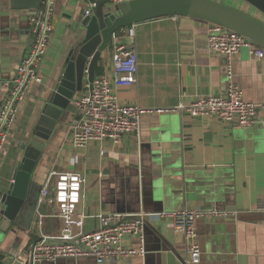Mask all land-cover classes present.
I'll list each match as a JSON object with an SVG mask.
<instances>
[{
    "label": "crops",
    "instance_id": "crops-1",
    "mask_svg": "<svg viewBox=\"0 0 264 264\" xmlns=\"http://www.w3.org/2000/svg\"><path fill=\"white\" fill-rule=\"evenodd\" d=\"M216 1L264 19L244 0ZM45 6L54 30L41 66L42 82L32 85L11 128L0 163V199L13 181L22 144L46 94L57 83L67 57L81 39L89 4L87 0H48L41 8ZM31 19V11L16 8L13 0H0V105L7 92L1 81L14 77L33 43ZM209 22L174 15L135 24L138 80L116 88L120 101L156 110L187 104L198 96L225 93L230 85L227 58L209 51ZM112 64L110 45L96 77L109 74ZM233 72V82L243 89L245 100L261 105L255 125L192 117L181 111L146 113L138 134H126L118 144L91 141L77 149L71 144V124L78 113L66 111L34 181L42 187L52 186V172H80L85 181L78 212L86 216L87 231L99 228L102 213L137 217L141 212L211 206L229 211L226 217L198 221L201 257L191 264H264V58L251 56L244 47L234 59ZM88 90L87 82L75 97ZM1 219L0 215V223ZM62 226L55 207L48 203L38 206L32 231L42 237H56ZM144 236L145 256L106 264H186V241L170 221H149ZM32 241L29 230L15 226L5 238L4 249L22 253ZM123 242L140 246L137 236H126ZM42 264L98 263L93 258H62Z\"/></svg>",
    "mask_w": 264,
    "mask_h": 264
},
{
    "label": "built area",
    "instance_id": "built-area-1",
    "mask_svg": "<svg viewBox=\"0 0 264 264\" xmlns=\"http://www.w3.org/2000/svg\"><path fill=\"white\" fill-rule=\"evenodd\" d=\"M112 1L120 3L124 0ZM95 6L96 2L89 3L86 15ZM31 20L33 43L18 64L14 77L1 81L7 92L0 105V163L5 156L11 128L22 103L32 85L42 82L41 66L54 30L46 6L38 9ZM135 33V24L113 33L110 44L113 48V64L110 73L96 77L90 90L74 98L78 116L71 124V144L75 148H85L91 141L111 140L118 144L124 135L139 133L142 117L146 113L181 111L192 117H211L240 126L257 123L261 105L245 100L243 89L233 82V64L242 48L247 47L251 56L260 59L264 58V48L238 32L210 21L207 28L208 48L210 52L227 58L225 70L230 80L227 91L218 95L198 96L187 104L173 108L145 109L140 105L123 104L116 92V88L133 85L138 80ZM51 180L52 186L42 187L39 205L48 203L55 207L63 222L61 232L56 237L44 236L39 241H32L25 251L15 255L16 263L42 264L55 263L62 258H93L98 264H106L118 259L145 256L144 232L148 222L165 219L172 223L176 233L184 236V261L191 264L198 262L201 257V247L197 241L198 221L231 214L215 206L184 207L157 213L141 212L137 217L120 212L102 213L99 215V228L87 231L86 216L78 212L84 197V177L77 171H54ZM126 236L139 237L140 246H126L123 242Z\"/></svg>",
    "mask_w": 264,
    "mask_h": 264
},
{
    "label": "water",
    "instance_id": "water-1",
    "mask_svg": "<svg viewBox=\"0 0 264 264\" xmlns=\"http://www.w3.org/2000/svg\"><path fill=\"white\" fill-rule=\"evenodd\" d=\"M96 2L89 15L84 11L81 39L67 57L57 83L46 94L40 114L22 144V158L16 165L13 181L1 194L0 264H16V252L5 251V238L16 226L30 231L34 241L43 237L32 231L39 206L42 185L34 181V174L53 135L63 122L64 113L77 111L73 100L90 88L96 78L97 67L109 50L113 33L142 21L165 16H190L219 23L238 32L264 48V19L216 0H108ZM264 16V0H244ZM48 0H13L16 8L31 11V15ZM159 154H157L158 156Z\"/></svg>",
    "mask_w": 264,
    "mask_h": 264
}]
</instances>
